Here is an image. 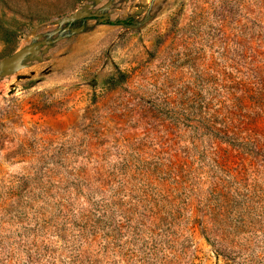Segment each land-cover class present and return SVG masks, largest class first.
<instances>
[{"label":"rangeland","instance_id":"rangeland-1","mask_svg":"<svg viewBox=\"0 0 264 264\" xmlns=\"http://www.w3.org/2000/svg\"><path fill=\"white\" fill-rule=\"evenodd\" d=\"M0 264H264V0H0Z\"/></svg>","mask_w":264,"mask_h":264},{"label":"water","instance_id":"water-1","mask_svg":"<svg viewBox=\"0 0 264 264\" xmlns=\"http://www.w3.org/2000/svg\"><path fill=\"white\" fill-rule=\"evenodd\" d=\"M95 3L100 2L101 0H92ZM89 18H94V19H98L99 23H106L108 21V18L105 16H100L98 14H90L86 11H75L74 13H72L69 16L63 17L61 18L59 21H57V23L60 24H68V23H72V22H77V21H81V20H86ZM41 36H38L37 39H40ZM42 43H34L31 44L19 51H17L16 53H14L13 55H11L10 57H8L4 63L2 64V68L4 69V71H9L12 67L14 68H19L21 67L23 61L30 56L32 53H34L37 48L40 47Z\"/></svg>","mask_w":264,"mask_h":264},{"label":"trees","instance_id":"trees-1","mask_svg":"<svg viewBox=\"0 0 264 264\" xmlns=\"http://www.w3.org/2000/svg\"><path fill=\"white\" fill-rule=\"evenodd\" d=\"M106 24H114V25H124V26H129L130 21H129V20H124V21H114V22L107 21Z\"/></svg>","mask_w":264,"mask_h":264}]
</instances>
